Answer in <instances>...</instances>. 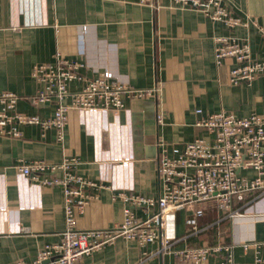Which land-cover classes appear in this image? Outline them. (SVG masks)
<instances>
[{
	"label": "crops",
	"instance_id": "obj_1",
	"mask_svg": "<svg viewBox=\"0 0 264 264\" xmlns=\"http://www.w3.org/2000/svg\"><path fill=\"white\" fill-rule=\"evenodd\" d=\"M223 3L244 25L228 30L192 9L153 11L137 0H0V91L18 96L17 111L41 119L51 116L52 102L33 106L26 98L39 87L30 76L32 65L50 62L54 55L83 62L80 73L85 78L107 71L131 89L158 87L149 97L125 96V106L117 112L79 115L69 109L62 147L52 129L40 131L36 125L21 126L19 138L0 136V264L33 261L41 245L60 240L64 224L61 189L28 182L16 165L75 157L78 174L102 185L84 213L75 216V226L107 229L122 220V203L112 199L116 191L157 196L160 148L170 155L172 147L208 135L194 126L196 120L219 111L264 118V76L230 85L227 75L233 62L225 59L216 66L212 46L214 37L235 35L247 39L251 57L264 58V0ZM68 84L71 93L83 83ZM64 101L69 104L70 97ZM197 109L199 114L194 113ZM124 157L129 158L125 166ZM240 174L248 179L254 175L249 170ZM203 208L196 231L185 225L189 212H173L164 229L175 235L170 251L229 245L236 264L249 263L256 252L264 256L263 217L240 213L227 218L211 202ZM135 213L141 215L139 209ZM243 243L251 245L243 249ZM159 245L156 239L140 250L135 242L120 238L78 264H213L224 253L184 263L173 253L156 252Z\"/></svg>",
	"mask_w": 264,
	"mask_h": 264
},
{
	"label": "built area",
	"instance_id": "obj_2",
	"mask_svg": "<svg viewBox=\"0 0 264 264\" xmlns=\"http://www.w3.org/2000/svg\"><path fill=\"white\" fill-rule=\"evenodd\" d=\"M141 6L156 11L161 8L192 9L212 22L221 23L232 30L244 25L242 18L224 5L223 0H137ZM213 63L222 64L230 59L233 64L228 70L227 80L232 86L238 83L250 84L257 76H264V58H253L246 38L237 36H217L212 40ZM31 78L39 85L27 97V102L39 106L52 102L54 109L48 119L27 115L16 109L18 96L9 91H0V136L21 137L20 127L36 125L40 131L53 130L55 141L62 147L67 112L75 109L79 115L123 109L124 97L143 98L156 94L158 87L131 89L127 84L114 78L107 71H98L85 78L80 70L83 62L53 56L47 63L32 65ZM82 81V87L68 92V83ZM70 103H65L66 96ZM199 114L200 110H194ZM160 122L161 115L157 114ZM194 126L204 128L207 136L194 138L179 146L160 148L157 155V177L159 192L155 198L139 191L119 190L112 195L122 203V217L119 224L107 229L78 230L75 216L82 215L86 206L96 198V191L102 185L83 178L78 174L75 157H63L58 163H45L41 160L21 163L15 170L28 182L38 186H57L61 189L63 229L60 240L43 244L36 251L31 262L16 260L4 264H78L93 251L110 245L123 238L136 243L143 249L159 239L156 252L173 253L184 263H200L210 253L224 251L213 264H236L233 250L229 245L189 246L170 251L175 235L166 234L164 229L173 220V212H189L185 225L189 230H197V220L202 217L203 205L211 202L224 217L233 218L248 214L264 218V118L256 113L244 117L219 111L202 116ZM129 162L121 159V165ZM241 170L253 172L248 179ZM59 172L58 176L48 173ZM139 209L141 215H136ZM251 243H243L246 249ZM146 253L142 251V258ZM247 264H264V256L255 253Z\"/></svg>",
	"mask_w": 264,
	"mask_h": 264
}]
</instances>
